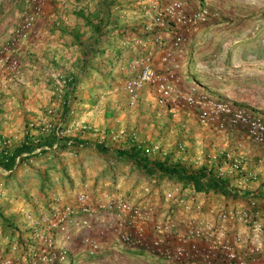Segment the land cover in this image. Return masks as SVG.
<instances>
[{
  "label": "rangeland",
  "instance_id": "1",
  "mask_svg": "<svg viewBox=\"0 0 264 264\" xmlns=\"http://www.w3.org/2000/svg\"><path fill=\"white\" fill-rule=\"evenodd\" d=\"M28 7L29 0H0V49L13 37L27 14ZM101 7L100 0H50L49 15L39 22L37 34L31 41L32 45L22 52L20 72L15 76H5L0 71V134L12 140V151L15 155L30 153L28 157L22 159L23 164L27 162L24 170L32 171L39 167V164L54 163L59 157L56 154L58 148L48 146L49 149L33 154V149L36 150L43 145H40L41 141L36 143L32 137H37L36 132L45 120L55 125L59 124V120L54 119L49 111L64 115L67 111V108L64 110L63 107L64 100L70 102L68 108L70 112L63 121L65 125L62 129L66 135L74 136L71 137L72 145L65 146L68 149H75L74 142L78 138L85 139L91 144L94 140L81 131L80 127L72 126L80 119L108 131L120 128L132 131L129 127L134 126V122H138L141 115L147 116L143 122L146 127H141L137 132L139 139L141 140V133L148 132L151 144H160L162 147L171 145L170 151L167 152L168 156L173 158L181 146H184V151L179 153H182L183 157L188 156L187 150L193 140L187 141L189 138L183 135L185 132L187 135L192 132L193 121H197L198 124L194 126L197 129L209 128L199 124L197 112L194 110L174 115L159 106L156 103L157 91L154 87L142 90L139 103L135 107L129 106L123 84L133 76L131 71L133 60L145 53L137 40L152 43L157 35H163L167 46L172 44L173 29L171 27L159 29L154 26V16L151 13L147 14L140 0H115L113 15L116 24L110 30L112 33L109 34V42L101 44L100 48V44L92 48L94 53L90 54L88 59L92 57L93 68L88 74L82 71L84 51L87 46L93 45L96 39L90 22L96 21ZM186 10L196 12L207 10V21L193 31L185 47V54L175 64L164 65L162 49L152 46L157 72L167 70L174 72L180 78L179 86L184 92L196 87L215 99L248 108L264 116V0H187ZM26 65L34 66L36 69H28L29 72L24 74L22 71L27 68ZM25 86L27 88L23 89ZM75 87L76 89H73ZM57 88H61L62 91L58 92ZM25 92L31 102L28 103L30 106L28 113L31 114L28 119H22L24 114L18 113L19 108L23 106L16 105ZM7 101L10 103L6 104ZM91 111L93 112L87 115ZM85 115L87 118H83ZM184 119L186 122L191 121L186 124L183 123ZM30 124L38 125L30 129ZM10 126V129L24 128V134L27 132L25 137L16 138L9 133ZM68 129L69 132L66 131ZM46 138L58 140L55 134H49L45 136V140ZM64 139L68 140L66 137ZM56 142L54 141V144ZM27 147L30 152L25 151ZM77 151L78 153H75ZM66 153L68 156L59 158L80 162V154H83L85 159L95 158L96 161L104 162L92 145ZM30 159L34 162L29 163ZM115 166L118 167L112 164V167ZM126 175L128 179H125V182L129 181L132 172H123L116 168L108 177L98 176L95 177V181L91 179V190L96 195L103 193L104 190L122 194L117 179ZM2 178L7 177L2 175ZM17 179L18 176L6 180L10 186L9 194L23 201L29 196L28 193L34 192L35 186H32V183L31 185L23 183L22 186L29 189H22L18 181H15L14 186L12 181ZM83 184L85 183L69 185V190L73 193ZM104 184H108V187H104ZM50 186L51 184H48L46 188L49 190ZM126 192L123 194L125 196L117 197L135 199V196H130L131 191ZM74 197L75 195L71 196L72 199ZM163 197L165 196H158V199L152 197L161 212L167 211L165 208L167 202ZM48 198L49 196L42 198L40 207L37 202L27 200L29 206L25 209L35 214H38V208L43 213L48 212L52 204V200ZM71 198L63 200L68 202L72 200ZM141 201L136 199L137 203ZM7 206L9 205L6 204L4 207L8 208ZM1 208L3 207H0V213ZM39 216L42 214L39 213ZM10 218L19 222L18 217ZM177 219L183 229L186 217L179 215ZM89 221L90 227L84 229L77 230L73 224H68L64 231L53 232L57 251L65 252V258L57 260L56 264H173L152 253L139 252L125 246L120 240L117 222L110 214L101 213L89 218ZM32 228L21 231L23 237L14 236L12 230L6 231L0 227V255H11L18 264H33L34 255L39 253L41 245L35 237L30 239L27 232ZM13 237H18L21 246V251L17 254L10 253ZM87 239L99 245L97 253L93 255L90 253Z\"/></svg>",
  "mask_w": 264,
  "mask_h": 264
},
{
  "label": "built area",
  "instance_id": "2",
  "mask_svg": "<svg viewBox=\"0 0 264 264\" xmlns=\"http://www.w3.org/2000/svg\"><path fill=\"white\" fill-rule=\"evenodd\" d=\"M49 1L29 0L28 12L22 23L0 49V71L5 76H15L20 72L22 52L32 45L37 25L49 15ZM140 4L147 14L154 16V26L173 29L172 44L167 46L163 35H157L152 43L137 40L145 53L133 60V76L123 84L129 106L135 107L139 103L142 90L154 87L157 91L156 103L170 113L176 115L182 111L194 110L200 125L221 132H225L228 127L242 129L252 142L264 147L263 115L215 99L196 87L184 92L179 86L180 78L174 72L167 70L161 73L155 69L152 46L162 49L164 65L177 63L185 54V47L193 31L207 21V10L187 11V0H140ZM57 91L62 90L57 88ZM69 105V101H63V107L68 109ZM49 113L59 120V124L45 120L36 132L38 137H33L36 143L43 136L55 134L61 138L65 133L62 129L65 125L64 115L52 110ZM72 126L80 127L81 131L95 139L109 137L114 142L130 140L140 147L143 143L136 131L125 128L107 131L83 120L75 121ZM72 143L73 140H70L68 145ZM12 147V140L0 134V171L8 174L20 165L27 166V162L23 164L22 159L30 155L26 153L22 157H15ZM53 148H59L57 142ZM43 149L49 148L39 147L33 154ZM143 149L146 153L157 154L162 158L168 156V152L160 144L145 148L143 146ZM180 150L184 151V146ZM33 162L32 159L29 160V163ZM233 167L241 169L237 162ZM104 187H108V184H104ZM166 195V201L173 204L177 211L171 208L170 211L161 212L150 196L148 200L137 203L136 199L120 198L111 191L104 190L101 197H96L98 195L88 184H83L71 201L53 199L50 210L42 213L34 226L37 230L35 239L41 246L39 253L34 255L33 264H56L57 260L64 259L65 252L57 251L53 232L64 231L68 224H73L77 230L90 227L89 218L101 213H108L116 220L120 240L125 246L133 250H144L173 264H264V221L255 215L258 208L256 200L252 199L248 207L224 206L207 218H200L195 216L192 196L181 187L174 186ZM179 215L186 217L183 229L177 219ZM79 216L81 217L78 218ZM87 243L92 255L98 252L99 245L96 242L87 239ZM10 244V253L17 254L21 251L18 237H13ZM0 264L18 263L11 255H0Z\"/></svg>",
  "mask_w": 264,
  "mask_h": 264
},
{
  "label": "crops",
  "instance_id": "3",
  "mask_svg": "<svg viewBox=\"0 0 264 264\" xmlns=\"http://www.w3.org/2000/svg\"><path fill=\"white\" fill-rule=\"evenodd\" d=\"M26 67L27 68H24V70L22 71V73L24 74L29 72L28 69H36V67L34 66L26 65ZM26 88L27 87L25 86L23 89ZM19 100L20 102H18L16 105L18 107L22 105L23 107L19 108L20 110H18V113L24 114V116H22V119H28V116H31V114L28 113V111L30 110V106L28 103L31 102L30 100H28L27 93H23ZM9 103L10 101H7L6 104ZM92 112L93 111L88 112L87 115H90ZM87 115H85V117L83 118H87ZM147 118V116L145 117L141 115L137 120L138 122L133 120L135 121V124L134 126L129 127V129L139 132L141 130V127H146V124L144 125L143 122H145ZM180 121L182 120L180 119ZM188 121L191 120H187V122ZM187 122L185 119L183 120V123L187 124ZM193 122L194 125L192 127V132L189 135H187L185 132V134L183 135L186 138H189L187 139V141L193 140L192 145H189L190 148H188L187 150L188 156L183 157L182 153H179V151L175 154L173 161L175 163L188 165L190 169L195 171L203 167H208L209 169L212 168L214 175L218 179L229 180L230 186L228 187V189L238 193L236 198H233L232 196L222 195L220 193H215L213 191L205 192L199 190L195 184L188 183L184 180H179L176 177L162 178L159 179L160 181H158V183H155L156 180L151 179V177L144 178V174L141 169L137 168L132 163L126 162L125 159L115 163H106V161L104 160L103 162L102 159H100L102 162L96 161L94 157L93 160L95 161L90 160V158L85 159L83 158L84 155L80 154V162H78L77 160L70 162L67 158H59L60 156H68V153L63 152L61 153L63 155H60L59 153L61 151H56V154L59 157L54 160V163L51 162L47 165L39 164V167L35 168L32 171L24 170L19 166L15 168L10 174L0 171V207H3L1 208L0 213V227H3L6 231H11V228H13L14 230V227L19 228L21 231L30 229V227L34 228V226L36 225V221H38V219H40L41 217L39 216V213L42 214L43 211L39 210L38 208V214H35L34 212H30L29 210L25 209L29 206V204L26 202L27 200H30L29 202L32 203L37 202L36 204H39L38 207H40L42 205V198H46V196H49L48 199L51 200H63V198L70 199L71 196L75 195L74 192H76L78 189L76 188L77 190L75 189L76 191L72 193L69 190V185L76 186L80 185L81 183H85L90 186V183H92L91 179H94L93 181H95V177L98 176L108 177L112 170L116 171V168L117 170H121L123 172L130 171L132 172V176L129 178V181L126 182L125 179H128V175H126V177L117 179L118 185H121L120 192L122 194L112 192L115 196H125L123 194L127 193L126 190H128L131 191L130 196H135V199L148 200L149 196L158 199V196H167L166 194L168 192H171L174 186L181 187L184 191L188 192L190 196H192L191 199L193 200L195 208V216L200 218H207L212 212H215L224 206L248 207L249 198L259 197V200L257 201L258 208L255 210V215L258 219L264 221V147L254 144L248 138L246 133H244V131L237 129L227 132H221L204 127L197 129L196 127H194L196 124H198L197 121L195 120ZM36 125L38 124H30V129L34 126L36 127ZM10 128L11 126L9 127V129ZM24 131V128L19 127V129H10L9 133L13 134L16 138L25 137L24 135L27 132H25L24 134ZM145 132L141 133L142 136L140 135L141 141H143L144 143L143 146L144 148L152 147L154 144H151L150 136L147 134L148 132ZM65 137L71 139V137L74 136L72 134L68 136L66 135V133H64L61 138H58V140H63ZM167 145L164 146L165 148L163 147V150L170 151L171 145ZM23 146L24 145L22 144V147ZM47 146L52 148L54 146V143ZM127 148L128 147L125 146L122 147V149L124 150ZM33 150L32 153L34 152ZM25 151L30 152L29 149ZM25 154L26 153H21L19 156H17L16 154V157H22ZM144 154L145 156H148L150 158L156 156L158 157L157 154L153 153L150 154L145 152ZM236 162L239 163L241 167L240 170L233 167ZM112 164H116L118 167H112ZM2 175L7 178H2ZM17 176L18 179L12 181L14 183V186H16L15 181H18L20 187L23 185V183L24 185H29L30 183H32V186H35L34 192L28 193L29 196L23 201L16 199L17 196H11L9 194L10 186L9 183L6 182V180L15 178ZM253 176H255V178ZM48 184H51L49 190L48 188H46ZM42 188L43 190H41ZM22 189H29V187L26 188V186H22ZM98 196H100V194ZM163 198L165 200V197ZM166 202L167 205H165V208L167 211L172 207H175L173 206V204L168 203V201ZM6 204L9 205L7 206L8 208L4 207ZM10 217H18L19 222L15 219L12 221V218ZM7 219H9L14 224L13 226H11V228L9 227V229H6V226L4 224V221ZM13 230L11 231V233L13 232Z\"/></svg>",
  "mask_w": 264,
  "mask_h": 264
},
{
  "label": "trees",
  "instance_id": "4",
  "mask_svg": "<svg viewBox=\"0 0 264 264\" xmlns=\"http://www.w3.org/2000/svg\"><path fill=\"white\" fill-rule=\"evenodd\" d=\"M100 2L102 5L101 10H100L101 12H99V14L97 15L96 21L90 22V25L92 26L93 31H94V35H96V39L93 45L86 47L84 51L85 59L81 63L82 71L87 74L90 73V71L93 68L92 57L88 59L90 54L92 55V53H94L92 48H95L96 45L98 44H100L99 46L100 48L102 47L101 44L105 45V43H108L110 39L109 34L112 33V31L110 30L112 29L113 25L115 26L116 24L114 15H113V9L115 7V0H100ZM65 109L66 107H64V110ZM68 112H70V109H67V111L64 113L65 117L63 121L66 120ZM237 129L243 131L242 129H239V128L228 127L225 132L230 131V130H237ZM71 139H68V140H65V139L56 140L55 139L54 140L52 138H46L45 140V136H43L40 138V141H41L40 145H43V147H46L47 145H51L52 143H54V141H57V143L59 144L58 151H61L60 153L69 152V151L73 152L76 149L78 150L79 148L85 149L89 145H92V148H95L97 153L100 155V158L105 160L107 163H115V162H119L120 160L125 159L126 162L132 163L137 168L141 169V171L144 174L143 175L144 178L151 177V179L156 180L155 183H158V181H160L159 179H162V178L176 177L179 180H184L188 183L195 184L199 190H202L205 192L213 191L215 193H220L222 195L232 196L233 198H236V196L238 195L237 192H234L228 189V187L230 186L229 180L218 179L214 175L212 168L209 169L208 167H203L195 171V170L190 169L188 165L175 163L173 161L174 160L173 157L168 156L167 158L163 159L160 156L158 157L156 156V157L150 158L148 156H145L144 154L145 153L143 149L144 143H142L140 147L138 144L133 143L130 140H127L124 142H114L111 138L107 137L103 140L100 138H96V139L94 138L91 144V142H86L87 140L85 139L80 140V138H78L74 142L75 143L74 145L76 146L75 149H68L65 146L68 144V142ZM122 145L128 148L124 150L122 149L123 147ZM119 146H122V147H119ZM27 149L29 148L27 147ZM179 151L182 152L181 150ZM75 153H78V151ZM14 156L16 157L15 154ZM5 167H9V166L5 165ZM19 167L23 169V165H20ZM252 199L258 201L259 197L249 198L248 206L250 202L252 201ZM4 222H5L4 224L6 226V229H9V227L11 228V226L14 225L9 219L5 220ZM11 229L13 230V228ZM22 233L23 232H21V230L17 227H14V230L12 232L14 236H17V235L23 236ZM27 233L30 235V239H33L35 235L37 234V230L36 228H32V230H30ZM139 252H145V251L140 250Z\"/></svg>",
  "mask_w": 264,
  "mask_h": 264
}]
</instances>
